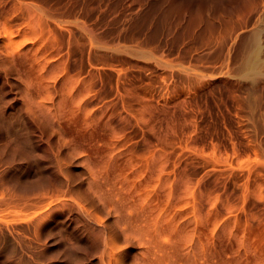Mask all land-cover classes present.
<instances>
[{
    "label": "rangeland",
    "instance_id": "1",
    "mask_svg": "<svg viewBox=\"0 0 264 264\" xmlns=\"http://www.w3.org/2000/svg\"><path fill=\"white\" fill-rule=\"evenodd\" d=\"M0 225V264H264V0H0Z\"/></svg>",
    "mask_w": 264,
    "mask_h": 264
},
{
    "label": "bare ground",
    "instance_id": "2",
    "mask_svg": "<svg viewBox=\"0 0 264 264\" xmlns=\"http://www.w3.org/2000/svg\"><path fill=\"white\" fill-rule=\"evenodd\" d=\"M47 210H48V209H47ZM52 210H54V208H51V209H49V210L46 211V212L44 211V213L40 214L39 216H37V214H36L37 217H36V218L34 217V219H36V220H34L33 218L30 219V220H32V219L34 220L35 223H33V224H35V226H36L35 228L38 227L37 224L40 225V224L43 223L42 220H43V219H44V218H45V217H46V216H47ZM25 214H26V215H25ZM21 215H22V213H21ZM21 215L19 216V218L21 219V217H23V218H22V221H24V220H23V219H24V215L26 216V218L29 216V214H27V213H24V215H22V216H21ZM27 215H28V216H27ZM34 216H35V215H34ZM32 217H33V216H32ZM17 218H18V217H17ZM19 218H18V219H19ZM14 219H16V218H15V217L13 218V220H12L13 223H15ZM18 219H17V221H19ZM26 220H27V219H25V221H26ZM12 221H7V222H9V223L11 222V223H12ZM22 221L20 220L21 223H22ZM25 221H24V222H25ZM27 221H28V220H27ZM41 221H42V222H41ZM3 222H4V221H3ZM3 222H1V223H3ZM32 222H33V221H31V224H29L28 222H27V223H28L29 225H33ZM39 222H40V223H39ZM9 223L6 224V222H4V223H3V226H4L5 224H6V225H9ZM13 223H12V224H13ZM12 224H11V225H12ZM19 224H20V223H19ZM22 224H23V223H22ZM24 224H26V223H24ZM1 225H2V224H1ZM1 225H0V226H1ZM20 225H21V224H20ZM29 225H28V226H29ZM3 226H1V227H3ZM9 226H10V225H9ZM14 226H15V225H14ZM11 227H13V226H11ZM11 227H10V228H11ZM13 228H14V227H13ZM20 228H23V227H20ZM0 229L2 230V228H0ZM3 229H4V228H3ZM14 229H15V228H14ZM14 229L11 231L12 233H16L17 230H19V228H18V229L16 230V232H13ZM1 230H0V231H1ZM10 230H11V229H10ZM20 230H21V229H20ZM2 231H3V230H2ZM22 231H23V230H22ZM7 232H8V231H7ZM19 232H20V231H19ZM19 232H17V233L19 234ZM23 232H24V231H23ZM4 233H5V232H4ZM17 233H16V234H17ZM2 235H4V234H2ZM2 235H1V238H2ZM10 235H11V234H10ZM12 236H13L12 238H14L15 235H12ZM21 236H22V233H21ZM7 237H8V236H7ZM7 237H6V238H7ZM16 237H18V235H17ZM16 237H15V238H16ZM19 237H20V236H19ZM22 237H24V236H22ZM1 238H0V239H1ZM12 238H11V239H12ZM20 238H21V237H20ZM7 239H8V238H7ZM9 239H10V236H9ZM9 239H8V242L11 240V239H10V240H9ZM16 239H17V238H16ZM24 239H25V237H24ZM2 240H3V238H2ZM2 240H0V243H1ZM5 240H6V239H5ZM13 240H15V239H13ZM17 240H18V239H17ZM17 240H16V242H15V241H14V242H15V243L19 242V244H20V243L22 244L23 240H22V241H17ZM11 241H12V240H11ZM25 241H28V240H25ZM25 241H24V243H25ZM12 242H13V241H12ZM12 242H11V243H12ZM14 242H13V243H14ZM3 243H5V242H3ZM15 243H14L13 245H16ZM24 243H23V244H24ZM26 243H27V242H26ZM30 243H31V242H30ZM6 244H7V242L5 243V245H6ZM23 244H22V245H23ZM28 244H29V243H28ZM28 244H27V245H28ZM0 245H1V244H0ZM13 245H12V246H13ZM17 245H18V244H17ZM17 245H16V247L14 246V247L16 248V250H17V247L19 246V245H18V246H17ZM22 245H21V246H22ZM27 245L24 244V247H25V246L27 247ZM6 246H7V245H6ZM12 246H11V247H12ZM28 246H29V245H28ZM7 247H9V246H7ZM7 247H6V248H7ZM22 247H23V246H22ZM32 247H33V246H32ZM35 247H36V246H35ZM1 248H3V247L0 246V250H2ZM6 248H5V250H6ZM27 248H28V247H27ZM11 249H14V248H11ZM11 249H10V250H11ZM21 249H22V248H21ZM23 249H24V248H23ZM30 249H31V248H30ZM3 250H4V249H3ZM8 250H9V249H8ZM18 250H19V249H18ZM26 250H27V249H26ZM19 251H20V250H19ZM19 251L16 252V253H19V256H20V252H19ZM1 252H2V251H1ZM1 252H0V253H1ZM3 252H4V251H3ZM7 252L9 253L10 251H6L5 253H7ZM14 252H15V249H14ZM23 252H24V251H23ZM27 252H28V250H27ZM32 252H34V250H32ZM8 253H7V254H8ZM11 253L13 254V250H12ZM16 253H15V255H16ZM21 253H22V251H21ZM24 253L26 254V252H24ZM22 254H23V253H22ZM22 254H21V255H22ZM9 255L12 256L10 253H9ZM9 255H8V256H9ZM15 255L13 254V256H15ZM6 256H7V255H6ZM8 256H7V257H8ZM13 256H12V257H13ZM22 256H23V255H22ZM22 256H21V258H23ZM23 259H24V258H23ZM20 261H24V260H21V259H20ZM19 264H21V263H19ZM22 264H24V263L22 262Z\"/></svg>",
    "mask_w": 264,
    "mask_h": 264
}]
</instances>
